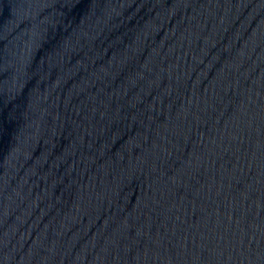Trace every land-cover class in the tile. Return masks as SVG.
I'll use <instances>...</instances> for the list:
<instances>
[{"label":"water","instance_id":"obj_1","mask_svg":"<svg viewBox=\"0 0 264 264\" xmlns=\"http://www.w3.org/2000/svg\"><path fill=\"white\" fill-rule=\"evenodd\" d=\"M0 264H264V0H0Z\"/></svg>","mask_w":264,"mask_h":264}]
</instances>
